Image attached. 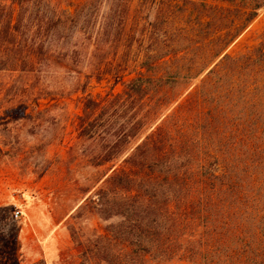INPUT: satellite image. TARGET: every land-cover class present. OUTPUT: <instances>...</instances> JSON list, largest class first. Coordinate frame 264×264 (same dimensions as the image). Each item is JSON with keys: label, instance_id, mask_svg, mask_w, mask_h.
<instances>
[{"label": "trees", "instance_id": "obj_1", "mask_svg": "<svg viewBox=\"0 0 264 264\" xmlns=\"http://www.w3.org/2000/svg\"><path fill=\"white\" fill-rule=\"evenodd\" d=\"M263 11L264 0H0L9 70L81 74L74 40L92 47L75 129L100 172L78 211L106 225L83 239L72 228L79 264H264V36L229 50ZM92 80L110 90L89 93Z\"/></svg>", "mask_w": 264, "mask_h": 264}, {"label": "rangeland", "instance_id": "obj_2", "mask_svg": "<svg viewBox=\"0 0 264 264\" xmlns=\"http://www.w3.org/2000/svg\"><path fill=\"white\" fill-rule=\"evenodd\" d=\"M263 36L264 11L229 50L256 47ZM80 38H75L76 52L68 59L81 74L53 64L34 73L12 71L0 58V255L8 264H14L13 256L18 264H79L72 228L82 239L104 232L106 223L78 211L84 202L80 188L92 184L100 172L87 166L85 156L93 145L79 140L75 129L82 107V94L75 88L85 79L92 51ZM109 90L110 84L94 80L88 87L93 95ZM19 102L28 105L26 119L3 115ZM18 209L21 216L16 218Z\"/></svg>", "mask_w": 264, "mask_h": 264}, {"label": "built area", "instance_id": "obj_3", "mask_svg": "<svg viewBox=\"0 0 264 264\" xmlns=\"http://www.w3.org/2000/svg\"><path fill=\"white\" fill-rule=\"evenodd\" d=\"M14 216L16 217V218H18L19 216H21V211L18 209V210H16L15 212H14Z\"/></svg>", "mask_w": 264, "mask_h": 264}]
</instances>
